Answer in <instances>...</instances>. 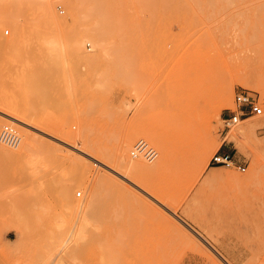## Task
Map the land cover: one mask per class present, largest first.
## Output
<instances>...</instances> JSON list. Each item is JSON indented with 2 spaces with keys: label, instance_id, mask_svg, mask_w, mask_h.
<instances>
[{
  "label": "rangeland",
  "instance_id": "rangeland-1",
  "mask_svg": "<svg viewBox=\"0 0 264 264\" xmlns=\"http://www.w3.org/2000/svg\"><path fill=\"white\" fill-rule=\"evenodd\" d=\"M1 16L15 22L0 40L20 35L0 46V133L13 128L20 145L0 142L17 153L0 157V264H264V0H0ZM238 91L263 114L233 138L222 120ZM140 140L154 162L130 155ZM216 152L245 171L212 164ZM74 170V205L108 179L134 218L65 206L56 182ZM65 235L78 248L60 253Z\"/></svg>",
  "mask_w": 264,
  "mask_h": 264
},
{
  "label": "bare ground",
  "instance_id": "bare-ground-1",
  "mask_svg": "<svg viewBox=\"0 0 264 264\" xmlns=\"http://www.w3.org/2000/svg\"><path fill=\"white\" fill-rule=\"evenodd\" d=\"M136 2H138L139 0H135ZM94 2V1H93ZM107 7V6H106ZM98 8L100 9V7L98 6ZM109 9V7H108ZM54 20L55 23H59V22H66L67 18H63V19H57V18H52ZM117 19V17H116ZM15 18L12 17V16H1L0 17V25H8L9 23L12 22H15L14 21ZM103 24H107L108 23V19L104 17V19L102 20ZM18 23V22H16ZM114 23V22H113ZM19 35H20V31L19 29L15 26V29H14V33L12 35V37L8 40H0V46L3 47V48H12V47H16L18 44H19ZM54 41V42H53ZM48 47H49V51L51 53H55L57 55H61L65 49H66V46L64 44H62L61 42H56L55 40H52L51 41H48ZM78 48V46H77ZM54 56V55H53ZM48 60H49V57H48ZM57 61V59H56ZM32 77V76H30ZM31 83V82H29ZM32 84V83H31ZM220 99L221 101L223 102H227L229 100V90L227 89V87H224L221 89V92H220ZM5 117H7L5 115ZM247 120V119H245ZM9 121H11V118L9 119ZM244 121V120H242ZM242 121H240L239 123H241ZM13 123H16V121L14 120ZM238 123V124H239ZM237 124V125H238ZM237 125H235L234 127H232L230 129V131L232 129H234ZM256 125H249L248 126V131H252L254 128H255ZM8 127V126H6ZM5 128V127H4ZM3 128V129H4ZM2 129V131H3ZM1 131V132H2ZM230 131H228L227 133H229ZM16 133V132H15ZM1 134V133H0ZM53 134V133H52ZM233 138L235 137V134H231L229 133ZM56 137V134L53 135ZM55 137H52L54 138L55 140H57ZM19 138V137H18ZM127 140V138H126ZM131 140V138H130ZM154 140V139H153ZM157 140V139H156ZM155 140V141H156ZM129 141V140H128ZM1 142V141H0ZM22 149L24 148L25 150H30L32 148V139L29 137V136H24L23 139H22ZM124 142V141H123ZM144 143V148L145 150H138L136 148L137 144L138 143ZM128 143V142H127ZM127 143L125 144L124 146V149L125 147L127 146ZM1 144L7 146L6 144L2 143ZM158 144H160L158 142ZM207 144V143H206ZM20 145V138H19V141H18V144L14 147H10V148H18V146ZM205 145V143H204ZM209 146V144H208ZM23 149V150H24ZM151 149L152 151L155 152V156L154 158H150L146 155L147 151ZM208 150H206L207 152ZM27 153H30L28 151H26ZM201 152V150H200ZM26 153V154H27ZM209 153V152H208ZM84 156H88V154H85L83 153ZM202 154V153H201ZM29 155V154H28ZM130 155L133 157V158H141V159H144L146 162L148 163H152L154 162L157 157H158V154L157 152L151 148L145 141L143 140H140L138 141L134 147H133V150L131 151ZM198 155V154H197ZM206 155V154H205ZM205 155L201 156L199 158V162H203L205 159ZM0 157L5 160V161H9V162H13V161H17V153H11V152H8L2 148H0ZM83 157V156H82ZM92 158V157H91ZM88 160V159H86ZM95 160V159H93ZM97 162V161H96ZM100 163V162H99ZM129 164L127 162V164L125 165V167H129ZM136 165V164H135ZM140 165V164H139ZM203 165V164H202ZM104 166V165H103ZM106 166V165H105ZM140 167V166H139ZM221 167V166H220ZM108 168V167H107ZM133 168H134V165H133ZM142 168H144L142 166ZM224 168V167H223ZM138 169V168H137ZM230 169H233V168H230ZM236 169V168H235ZM245 169V168H244ZM136 170V169H134ZM142 171V170H141ZM159 171V170H158ZM239 171V170H238ZM245 171V170H244ZM243 171V172H244ZM84 172V171H83ZM137 172H139L137 170ZM241 172V171H240ZM66 173V172H65ZM142 173V172H141ZM139 176V175H137ZM65 177V175H64ZM83 181V173H80V172H77L76 170L72 171V172H68V175L66 178L64 179H60L56 182V185L59 186V190L58 191V196H60L62 202H64L65 206H69L71 207L72 209L78 211L79 213L82 212L83 214V211L85 209L88 210V217L89 218H134V213L131 211L129 205H128V202H127V198H126V195L121 192V190H119L118 188H116L111 180H108V179H105L103 181V195L101 193V189L102 188H97L95 190V194H94V198L93 200L88 203L87 205H83V204H76L74 205L70 199V193L71 191L73 190L74 187H78L81 185ZM101 182V180H100ZM53 185V184H52ZM101 186V185H100ZM97 187V186H96ZM122 189V188H121ZM63 204V203H62ZM70 208V209H71ZM85 213L84 215L80 218V224H79V227H78V232L79 234L82 233V230L86 228V225L88 224V218ZM88 218V219H87ZM77 232V233H78ZM73 234V233H72ZM71 235V234H70ZM69 235V236H70ZM67 237L66 235L65 236H61L59 239H58V242L56 244V249L62 253V252H65L67 253L69 250H72V244H73V249L76 250L78 248V244L75 242L72 243V238L71 237ZM72 236V235H71ZM79 237V236H78ZM78 239V238H77ZM78 241V240H77ZM59 254V253H57ZM51 260V259H50ZM53 260V259H52ZM52 263V262H50ZM57 264H71V258L70 256L66 255V256H61V258H59V260L57 261Z\"/></svg>",
  "mask_w": 264,
  "mask_h": 264
},
{
  "label": "built area",
  "instance_id": "built-area-1",
  "mask_svg": "<svg viewBox=\"0 0 264 264\" xmlns=\"http://www.w3.org/2000/svg\"><path fill=\"white\" fill-rule=\"evenodd\" d=\"M263 109L259 104V100L256 96L250 95L245 91H238L234 93V110L229 112V116L222 120L223 127L228 131L240 121L248 119L250 116H261ZM0 141L7 146H16L19 138L15 130L11 127H5L0 134ZM136 148L138 150L144 148V143H138ZM151 159L156 155L154 151L149 149L146 153ZM211 163L217 166H221L227 169L236 168L243 172L245 169L242 166H238L230 154L216 152L212 158Z\"/></svg>",
  "mask_w": 264,
  "mask_h": 264
}]
</instances>
